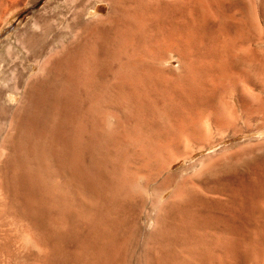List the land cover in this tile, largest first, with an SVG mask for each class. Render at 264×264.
<instances>
[{
  "label": "rangeland",
  "instance_id": "1",
  "mask_svg": "<svg viewBox=\"0 0 264 264\" xmlns=\"http://www.w3.org/2000/svg\"><path fill=\"white\" fill-rule=\"evenodd\" d=\"M54 1L28 2L4 25L0 41L23 26L35 12H49L51 3L46 9L43 7ZM87 3L92 5L95 0ZM136 3L135 26H126L123 34L119 32V40L116 37L117 55L130 58L134 51L135 55L146 54L149 61L153 58L154 64L161 55L157 66L164 67L166 75L163 80L152 77L159 85L158 91L153 88L148 100L152 105L144 111L134 84L140 76L135 74L138 70L116 99L122 105L130 102L131 114L138 113L144 121L145 134L141 131V135H158L160 141L152 144L150 151L147 146L145 151L143 144H132L131 136L140 134L134 118L119 133L122 146L113 142L109 150L118 168L129 171L136 166L146 171L151 194L142 191L131 195L129 200L112 207L111 217L86 223L76 207L52 200L58 192H31L12 170L3 166L0 264H145L143 237L152 231L154 222L150 217L156 211L152 191L164 179V186L169 188L163 192V199L170 195L174 184H183L203 200L198 207L207 212L208 219L214 213L231 215L241 207L242 216L236 220L231 215L230 223L242 232V237L237 247L225 255L226 263L264 264V0ZM97 4L101 6L97 14L107 16L108 4ZM59 20L56 19L60 25H55L54 31L58 35L62 31ZM105 33L108 38L115 35L112 30ZM109 45H102V53L111 50ZM107 123L111 126L114 118L109 116ZM187 152L192 155L189 159L185 158ZM168 158H175L170 170L158 172L152 168L154 163H159V169L164 168ZM100 176L109 179L104 169ZM74 191L81 206L87 205L83 194L109 204L108 194L96 183L81 182ZM134 225L140 236L130 238ZM204 233L207 247L203 251L209 254L210 231ZM210 259L211 255L199 259L188 249L177 253L173 264H209Z\"/></svg>",
  "mask_w": 264,
  "mask_h": 264
},
{
  "label": "bare ground",
  "instance_id": "2",
  "mask_svg": "<svg viewBox=\"0 0 264 264\" xmlns=\"http://www.w3.org/2000/svg\"><path fill=\"white\" fill-rule=\"evenodd\" d=\"M30 1L0 0V34L9 19ZM101 1L108 4L109 12L105 17L97 14L101 10L97 3ZM136 1L95 0L89 5L87 0H55L43 7L46 9L51 3L49 12H35L23 26L0 41L1 195L3 166L12 170L31 192H58L52 200L76 207L86 223L111 217L112 207L129 200L131 195L142 191L151 194L146 171L136 166L129 171L118 168L109 150L113 142L122 146L121 131L129 127L134 118L140 134L131 136V143L143 144L144 150L150 151L152 144L160 141L158 135H141L144 121L138 113L136 116L131 114L133 106L130 102L122 105L116 99L119 90H123L127 80H132L133 73L138 70L135 74L140 76L137 75L134 84L141 97V111H144L150 105L149 94L159 86L152 77L165 79L166 75L164 67L157 66L161 55L155 59L158 60L156 64V61L152 62L153 58L150 62L146 54L135 55L134 51L130 58L117 55L119 32L123 34L128 25L132 29L135 26L139 5ZM57 18L62 22L59 35L54 32L55 25H60L55 23ZM107 30H112L115 37L108 38ZM107 42L112 47L104 54L101 47ZM109 116L114 118L113 126L107 123ZM191 156L184 157L189 159ZM173 161L175 158H170L160 169L159 163H154L152 168L158 172L167 171ZM102 169L109 179L100 176ZM140 179L142 184L138 183ZM165 181L159 182L152 191L156 211L150 217L154 227L143 237L145 264H173L175 255L188 249L199 259L211 255L213 259L209 264L215 260L216 264H227L225 255L237 247L242 237V232L230 223V217L239 220L241 207L233 210L231 215L214 213L208 219L207 212L198 207L203 200L183 184H174L170 195L163 199V192L169 188L164 186ZM81 182L96 183L108 194L109 204L91 194H83L87 205L81 206L75 193L77 190L74 191ZM205 231H210L212 248L209 254L203 251L207 247ZM129 233L130 238L140 236L136 225ZM221 236L223 242L219 240Z\"/></svg>",
  "mask_w": 264,
  "mask_h": 264
}]
</instances>
